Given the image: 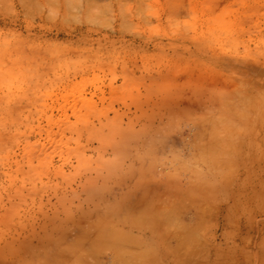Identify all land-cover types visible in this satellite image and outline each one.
I'll use <instances>...</instances> for the list:
<instances>
[{
    "label": "rangeland",
    "instance_id": "1",
    "mask_svg": "<svg viewBox=\"0 0 264 264\" xmlns=\"http://www.w3.org/2000/svg\"><path fill=\"white\" fill-rule=\"evenodd\" d=\"M0 264H264V0H0Z\"/></svg>",
    "mask_w": 264,
    "mask_h": 264
},
{
    "label": "crops",
    "instance_id": "2",
    "mask_svg": "<svg viewBox=\"0 0 264 264\" xmlns=\"http://www.w3.org/2000/svg\"><path fill=\"white\" fill-rule=\"evenodd\" d=\"M213 255L215 256L216 255V251L213 252ZM216 258H219V259H222L223 258V253H219L216 255Z\"/></svg>",
    "mask_w": 264,
    "mask_h": 264
},
{
    "label": "bare ground",
    "instance_id": "3",
    "mask_svg": "<svg viewBox=\"0 0 264 264\" xmlns=\"http://www.w3.org/2000/svg\"><path fill=\"white\" fill-rule=\"evenodd\" d=\"M173 221V220H172ZM166 222V221H165Z\"/></svg>",
    "mask_w": 264,
    "mask_h": 264
}]
</instances>
